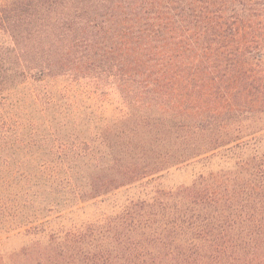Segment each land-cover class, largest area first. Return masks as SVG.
I'll return each mask as SVG.
<instances>
[{"label": "trees", "instance_id": "obj_1", "mask_svg": "<svg viewBox=\"0 0 264 264\" xmlns=\"http://www.w3.org/2000/svg\"><path fill=\"white\" fill-rule=\"evenodd\" d=\"M0 38V264H264V0H2Z\"/></svg>", "mask_w": 264, "mask_h": 264}, {"label": "rangeland", "instance_id": "obj_2", "mask_svg": "<svg viewBox=\"0 0 264 264\" xmlns=\"http://www.w3.org/2000/svg\"><path fill=\"white\" fill-rule=\"evenodd\" d=\"M2 0H0L1 2ZM2 40L0 38V44ZM96 105L104 112L108 117L116 116L119 114L118 109L122 108V101L119 97V94L114 89L108 90V95L102 100L96 101ZM202 170L200 164H182L176 167H172L158 178L157 182L164 188H173L179 184H188L195 177V175ZM125 197L122 188L115 191L114 195L107 198L104 203H100V208H104L107 203L111 201H122ZM97 198L95 201H100ZM99 205H91L86 208V212L89 214H94L99 212ZM108 206V205H107ZM106 206V207H107ZM105 207V208H106ZM14 232L8 234L7 238H4L5 235H2L0 238V252L8 253L12 250L18 249L27 238L21 234H13Z\"/></svg>", "mask_w": 264, "mask_h": 264}]
</instances>
